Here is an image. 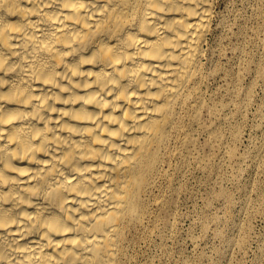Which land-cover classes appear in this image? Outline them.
Masks as SVG:
<instances>
[{
  "label": "bare ground",
  "instance_id": "bare-ground-1",
  "mask_svg": "<svg viewBox=\"0 0 264 264\" xmlns=\"http://www.w3.org/2000/svg\"><path fill=\"white\" fill-rule=\"evenodd\" d=\"M215 5L0 0V264L135 262L205 106Z\"/></svg>",
  "mask_w": 264,
  "mask_h": 264
},
{
  "label": "rangeland",
  "instance_id": "rangeland-1",
  "mask_svg": "<svg viewBox=\"0 0 264 264\" xmlns=\"http://www.w3.org/2000/svg\"><path fill=\"white\" fill-rule=\"evenodd\" d=\"M214 15L189 157L133 264H264V0H216Z\"/></svg>",
  "mask_w": 264,
  "mask_h": 264
}]
</instances>
